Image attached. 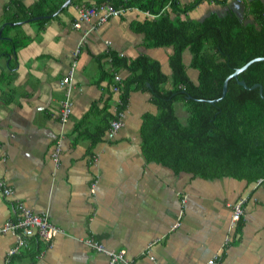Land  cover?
<instances>
[{"label": "crops", "instance_id": "1", "mask_svg": "<svg viewBox=\"0 0 264 264\" xmlns=\"http://www.w3.org/2000/svg\"><path fill=\"white\" fill-rule=\"evenodd\" d=\"M7 2L0 0V18ZM230 2L201 0L187 13L202 18L210 11L224 12ZM76 4L69 2L40 30L29 21L10 25L5 35L26 37L27 42L15 47V63L10 54H0V178L15 197L36 212H47L48 220L63 230L35 264H108L106 253L82 242L88 236L109 249H123L134 264H150L149 254L161 264H202L214 253H220L217 264H264V186L229 176L206 179L188 171L172 172L146 159L138 127L142 111H155L147 91H130L114 138L105 133L95 144L87 137L75 138L73 125L92 101L100 106L111 94L106 104L114 110L117 93L105 90L107 77L98 79L101 67L111 70L106 51L123 56L145 53L170 73L166 57L171 48L145 46L142 34L130 26L135 18L151 17L145 11L126 8L83 36L74 66L71 110L64 122L58 120L64 94L59 81L83 34L82 28L71 25ZM8 48L9 41H0V51ZM188 58L184 49L182 61L186 64ZM188 67L195 81L197 70ZM118 72L124 76L126 70ZM60 132L62 147L54 165L50 154ZM238 199L243 212L228 231ZM13 212L12 200L0 193V224ZM227 232L230 238L223 248ZM13 239L10 231L0 233V264H8L6 251ZM12 264H31L27 251L15 255Z\"/></svg>", "mask_w": 264, "mask_h": 264}, {"label": "trees", "instance_id": "2", "mask_svg": "<svg viewBox=\"0 0 264 264\" xmlns=\"http://www.w3.org/2000/svg\"><path fill=\"white\" fill-rule=\"evenodd\" d=\"M63 0H34L23 4L8 0L0 18V41H9V48L0 54H10L15 63L14 49L27 38L6 36L12 24L29 21L39 30L44 23L64 11ZM81 1L70 0V2ZM86 5L108 2L113 6H131L152 13V17L133 19L130 26L142 34L145 46H169L166 62L170 73L163 72L160 63L145 53L134 56L106 51L111 70L101 67L100 79L107 77L106 89L112 90L114 72L126 70L117 84V101L113 112L107 109L104 98L100 106L92 101L73 125L76 137H87L91 144L100 141L107 131L109 120L116 110L125 108L131 90L147 91L148 101L155 111H142L139 122L140 149L144 157L172 172L188 171L210 179L229 176L264 186V97L258 87H246L235 77H225L251 56L264 55V0H240L238 5L226 6L224 12L210 11L202 18L191 17L188 11L201 0H83ZM221 5L227 0H210ZM58 9L57 13H54ZM39 16V17H38ZM189 52L188 62L182 52ZM98 59L99 56H96ZM186 66L197 70L196 80ZM247 84L259 82L264 92V60L249 61L238 73ZM170 83L166 86V83ZM174 102H180L186 112L180 121ZM96 110V111H95ZM92 116L94 120H92ZM259 180V181H258ZM47 242L34 235L26 250L35 264Z\"/></svg>", "mask_w": 264, "mask_h": 264}, {"label": "built area", "instance_id": "3", "mask_svg": "<svg viewBox=\"0 0 264 264\" xmlns=\"http://www.w3.org/2000/svg\"><path fill=\"white\" fill-rule=\"evenodd\" d=\"M131 6H113L108 2H100L98 4L86 5L84 1L76 4V15L72 20L71 25L73 27L82 28L83 34L75 43L73 49L71 50V58L68 63L67 71L60 78L59 85L64 91L62 98L59 101L58 106V120L64 122L70 113L71 110V88L74 82V66L76 61V56L80 50L81 40L89 31L96 29L99 25L107 21L112 16H120L124 13L126 8ZM145 13L152 17V13L145 11ZM108 42V41H107ZM122 75L118 72H114V81L112 90L118 92L117 84L121 80ZM117 101V98H116ZM123 115L124 109H119L114 112V117L109 120L106 136L108 138H114L123 124ZM62 137L63 133L60 132L56 137L53 148L51 150V160L54 165L58 162V155H60L62 147ZM259 181V180H258ZM0 193L3 198H10L12 200L13 206V217H7L0 224V233L10 231L13 235V244L7 247L6 257L8 260L10 256L19 252L21 249L28 246V240L30 237L37 235L47 242V245L50 243L51 239L58 233H63V230L51 223L48 220L47 212L39 213L32 210L28 207L23 200L14 196V191L12 187L0 178ZM243 212L242 208V199H238L232 206V214L228 226V231L231 229L233 223L240 217ZM230 236L227 234L224 235L221 242V247H225ZM82 242L95 249L97 251H102L109 256L108 264H116L117 262H122L123 264H134L129 259L125 258L124 250H114L104 247L94 238L88 236L81 239ZM43 252V251H42ZM41 252V253H42ZM40 253V254H41ZM220 253H214L202 264H217L218 257ZM150 264H161L153 254H149Z\"/></svg>", "mask_w": 264, "mask_h": 264}, {"label": "water", "instance_id": "4", "mask_svg": "<svg viewBox=\"0 0 264 264\" xmlns=\"http://www.w3.org/2000/svg\"><path fill=\"white\" fill-rule=\"evenodd\" d=\"M70 2V0H63L62 3L60 4V6L58 7V9L66 4H68ZM56 9V11L54 13H57L59 10ZM39 17V16H38ZM256 59H263L264 60V55L263 56H251L250 58H248L246 61L243 62L242 65L236 67L231 73H229L225 79L223 80V84H222V90H221V95L215 99H209V101H213V100H217L220 99L221 97L224 96L226 90H227V81L230 77H235L237 82L241 85H244L246 87H258V91L259 93L264 97V92H263V87L262 84L259 82H252L251 84H247L246 81L244 79H239L238 73L243 70V68H245L246 64L251 61V60H256Z\"/></svg>", "mask_w": 264, "mask_h": 264}, {"label": "rangeland", "instance_id": "5", "mask_svg": "<svg viewBox=\"0 0 264 264\" xmlns=\"http://www.w3.org/2000/svg\"><path fill=\"white\" fill-rule=\"evenodd\" d=\"M238 3H239V1L238 0H233V2L231 3H229V5L230 6H237L238 5ZM200 10H204V6H200ZM190 70H191V68L190 67H188ZM173 106H174V110H175V112H176V114H177V116H178V118H179V120L180 121H184V119H185V116H184V109H183V106H182V104L180 103V102H174V104H173ZM179 109H180V111H179ZM180 113H179V112Z\"/></svg>", "mask_w": 264, "mask_h": 264}]
</instances>
